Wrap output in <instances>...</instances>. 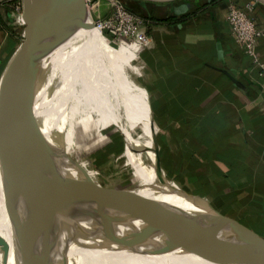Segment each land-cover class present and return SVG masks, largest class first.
<instances>
[{"label":"crops","instance_id":"obj_1","mask_svg":"<svg viewBox=\"0 0 264 264\" xmlns=\"http://www.w3.org/2000/svg\"><path fill=\"white\" fill-rule=\"evenodd\" d=\"M230 1L241 5L247 0H123L127 8L148 18L143 28L152 44L129 45L126 38L115 41L106 33L102 39L113 51L136 60L133 104L139 102L146 136L142 145L126 136L127 127L113 134H123V151L131 155L126 160L142 165L140 171L147 177L142 181L153 185L159 179L153 171L154 139L163 177L264 237V73L233 39L225 18ZM100 9L108 14L104 5ZM250 15L263 29L257 50L264 61V0L257 1ZM108 79L115 93L107 91L104 103L116 116L114 97L119 93ZM140 154L145 155L143 162H138ZM0 209L4 224L1 190ZM107 221L124 223L109 217ZM66 243L61 248L68 256L71 244H77ZM74 255L83 264L105 260L87 262L79 252ZM129 255L118 258L120 263H129L135 255L137 264L142 256ZM0 264H5L1 245ZM171 264L183 263L177 259Z\"/></svg>","mask_w":264,"mask_h":264},{"label":"water","instance_id":"obj_2","mask_svg":"<svg viewBox=\"0 0 264 264\" xmlns=\"http://www.w3.org/2000/svg\"><path fill=\"white\" fill-rule=\"evenodd\" d=\"M21 3L20 41L0 72V186L3 206L12 225L16 264H38L27 258L28 254L22 244L23 236L48 197L96 203L92 209H108L124 220L133 222L139 234L133 236L130 233L121 244L132 245L136 243V237L139 239L137 241L151 246L147 247L149 253H165L180 248L183 252L215 262L214 259H219L218 252H226L223 258L228 259L231 257L226 255L229 252H234L236 256L248 251L249 259L239 261V264H264V237L247 225L220 215L204 198L181 189L192 200L205 204L203 214L207 225L199 222L188 210L144 195L134 186L99 184L83 165L64 151L54 136L49 140L39 127L24 117L20 106L23 105L31 113L29 105L32 94L27 95L24 102L20 103L19 93L24 92L30 80L44 79L47 73L31 71L30 68L43 63L56 48L91 23L85 0H22ZM153 144L155 171L161 179L162 169L154 139ZM17 154L36 157L56 173V177H47L44 181L31 185L28 195L23 200L16 201L20 205L19 209L6 205L4 200L8 187L9 164ZM64 164L73 167L74 173L71 169L66 173L62 172L60 168ZM96 173L104 182L107 181L100 172ZM9 211L12 214L7 213ZM226 228H230L228 235L224 234ZM111 234L112 232L108 236ZM218 234H224L230 240L225 241ZM246 239L258 247L250 244V248L239 249L237 241ZM0 245L4 250L6 264L10 245L2 235ZM44 252L50 254V250Z\"/></svg>","mask_w":264,"mask_h":264},{"label":"bare ground","instance_id":"obj_3","mask_svg":"<svg viewBox=\"0 0 264 264\" xmlns=\"http://www.w3.org/2000/svg\"><path fill=\"white\" fill-rule=\"evenodd\" d=\"M102 35L99 28L89 24L87 28L78 30L67 41L56 48V50L44 59L43 63L30 68L31 71H39L40 73L47 71V73L44 79L30 80L26 84L24 92L22 91L19 93L18 101L23 103L25 97L32 94L34 111L30 113L23 105H21L20 108L24 117H27L36 127H39L49 140L52 136L55 137V134L49 116L46 117V115H48L46 110L48 104L46 107L44 106V108L42 103L46 100H50L47 99L46 86L48 79L53 73H66L76 80L77 78L78 80L86 78L88 79L87 81H89L92 77L90 79L92 83L91 86L97 85L99 92L102 91V86V88H107L111 94L115 93V87L111 84L112 81L108 79V77L113 79L115 86H117L118 93L122 91L123 86H126V84L121 83L113 74L112 66L116 65L122 68L126 67V65L129 66L130 63L126 57L108 47L104 43ZM128 44L135 45L134 43ZM107 69L110 75H108ZM61 78L59 80H61ZM84 84L86 83L84 82ZM95 95L92 94L94 100L96 99ZM95 101L96 104L99 103V99ZM108 114L118 120L120 125L119 129L123 132L126 126L123 117L118 112L116 116H114L112 111ZM129 152L130 151H128L127 157L131 159ZM125 164H127L129 169L135 167L131 160H128ZM9 167L8 187L4 200L6 201V205L15 206L17 209L20 208V205L16 203V201L18 199L23 200L28 195L32 189L31 185L44 181L47 177H56L53 168L48 165L46 166L36 157L28 154H17L12 157ZM60 169L65 173L67 170L69 171L71 169L70 171L74 173L73 167L70 165H65ZM153 171H155V166L153 167ZM141 180H139L138 184L144 187L136 186L140 193L144 195L147 194L159 201L167 202L181 209H186L199 222L203 224L206 223L203 214L206 206L193 200L201 206L203 209L202 212L190 199L191 202L186 201L184 199L185 193L183 194L180 187L172 184L167 178L161 175V179H157V184L152 182L153 185L146 180ZM42 205L43 207L40 212L31 220L28 228L25 230L22 243L25 252L28 254L27 258H29V261L31 260L38 264H70L68 263L69 261H67L65 252L61 248L58 237L62 240H70L76 243L78 247L75 245V249L87 262H95L97 259H105L107 261L110 259H118L128 253L145 255L149 261L147 264H168L169 262L166 260L168 255H174L179 260H182L184 264H239V261L244 262L249 259L248 251L238 253L236 256L234 252H229L226 254L231 256L228 259L223 258L226 252H218L219 259H214L216 263L207 259H201L194 254L183 252L180 248H174L165 253H149L147 247L151 246L148 243L146 245L142 244L143 241H137L139 239H136V237V243L132 245L121 244V242L127 240V237L131 235L130 233H133V236L139 234L137 226L133 222L117 216L108 209L103 211L92 209L93 206H96V203L48 197ZM7 213L10 214L11 212L9 211ZM107 217L112 218L114 222L124 223L110 224L108 221L105 222ZM49 227H51L52 230ZM229 229L230 228L225 229V235L230 233ZM0 230L2 236L6 239L8 245H10V250L7 255L8 262L9 264H16L12 225L7 215L3 224L1 209ZM110 232H112V234L108 236ZM224 234H218V236L225 241L230 240L223 236ZM237 243L239 244V249L250 248V244H254L251 240L247 239L244 241H237ZM252 246L258 247L257 244ZM44 250H50V254L47 255ZM69 257L74 259L76 256L70 255ZM22 264H27V262H22Z\"/></svg>","mask_w":264,"mask_h":264},{"label":"rangeland","instance_id":"obj_4","mask_svg":"<svg viewBox=\"0 0 264 264\" xmlns=\"http://www.w3.org/2000/svg\"><path fill=\"white\" fill-rule=\"evenodd\" d=\"M20 2L21 0H1L0 3L3 6L0 5V10L4 11L5 9L12 12V15L14 16L13 25L21 29L22 23L19 19V10L16 11V5ZM19 41L20 38H15L5 31H0V67L5 63L6 58L11 52L14 51ZM9 42H12V44H8ZM8 48L10 49L8 50ZM120 54L124 55L123 52H120ZM127 60L130 63L129 66L126 65V67L122 68L117 67L116 65L112 66L113 74L121 83L126 84V86H123V89L118 96L114 97V100L115 105L118 106L116 111L123 117L124 124L126 125L125 127H127L126 136L133 138L134 142L142 144L146 136V129L143 127L142 117L139 115L141 114L140 105H137L139 102L133 104V100L137 97L136 93H134V96L132 95V90H136L135 85H138L132 80L133 78L136 79L133 68L137 63L134 59L127 58ZM58 77H62L61 80H59L60 78ZM90 79L87 81L88 79L82 78L81 81L80 79L78 80V78L76 80L66 73H53L48 79L46 86L47 99L50 100H46L42 103L43 107H46L48 104L46 108L48 115H46V117L49 116L55 138L59 141V144L63 146L64 151H67L70 156L83 165L85 170L89 172L90 176L97 183L120 187H136L139 180L147 178L142 175V165H137V167L129 169L127 164H125V160L127 159L123 151V142L125 141V138L123 139V134H119L120 138L113 141L114 137H116V134H113V131L115 129L119 130L118 127L120 125L115 117L108 114L112 110V106H110L109 103H104L106 102L104 94L106 93L107 95L108 90L101 86L102 91L99 92L97 85H93L94 88L91 86L92 83L90 82ZM84 82L86 84H84ZM92 94H96L95 97L97 100L99 99V103L96 104V99L94 100L92 98ZM139 96L140 94L138 97ZM30 102L29 107L33 112V97ZM99 132H101V134ZM102 149H105V154L96 160L99 151L102 152ZM106 158L107 160H105ZM144 158L145 155L143 156V154H140L138 162H143ZM96 171L100 172L107 181L104 182ZM176 185L178 184L176 183ZM178 186L180 187V185ZM51 227L49 228L51 229ZM58 241L60 245L67 246L68 244L59 237ZM76 252L78 251L71 244V253L68 256L66 255L67 261H69L68 263L83 264L79 262L76 257L74 259L69 257L70 255L76 254ZM132 254L133 253H130V255ZM130 255L129 257H131ZM133 258L137 257L134 255ZM133 258L129 259V263L125 261L120 263L119 259H110L108 261L102 260L100 262H102V264H136V261ZM167 258L169 259V264L174 263L178 259L175 258L174 255H168ZM147 259L146 256L142 255L141 258L137 260V264H147L149 262ZM179 261L184 264L182 260Z\"/></svg>","mask_w":264,"mask_h":264},{"label":"built area","instance_id":"obj_5","mask_svg":"<svg viewBox=\"0 0 264 264\" xmlns=\"http://www.w3.org/2000/svg\"><path fill=\"white\" fill-rule=\"evenodd\" d=\"M22 1V0H21ZM89 9V22L99 28L101 33L108 34L112 40L118 41L122 37L128 43L143 44L148 47L152 43L147 32L143 28L148 18L138 15L130 8H127L123 0H85ZM258 0H247L241 5L230 1L227 5L225 15L234 41L240 44L244 53L251 59V62L259 67L264 73V61L257 50L258 37L263 29L256 24L254 17L250 15ZM104 5L108 14H103L100 7ZM22 3L16 5V11L21 13Z\"/></svg>","mask_w":264,"mask_h":264},{"label":"trees","instance_id":"obj_6","mask_svg":"<svg viewBox=\"0 0 264 264\" xmlns=\"http://www.w3.org/2000/svg\"><path fill=\"white\" fill-rule=\"evenodd\" d=\"M1 3H3V2H1ZM1 3H0V5L3 6ZM13 18H14V16L12 15V12H10L9 10H5V9H4V11L0 10V31L1 32L5 31V32H7L8 34H10L11 36H13L15 38H20L22 30L20 28H17V27H15L13 25L14 24ZM8 44L11 45L12 42H9ZM9 49L10 48H8V50ZM2 66H4V65L2 64ZM2 66L0 67V72L2 71L1 70ZM119 138H120L119 134H116V137H114L113 141H116ZM116 153H118V152H116ZM103 154H105V151H103V152L99 151V153L97 155L98 157H97L96 160H98ZM186 198H187L186 201L191 202L188 197H186Z\"/></svg>","mask_w":264,"mask_h":264}]
</instances>
